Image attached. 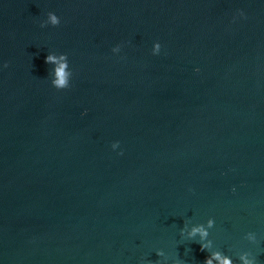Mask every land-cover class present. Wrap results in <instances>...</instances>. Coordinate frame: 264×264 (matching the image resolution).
I'll return each mask as SVG.
<instances>
[{
    "label": "water",
    "instance_id": "obj_1",
    "mask_svg": "<svg viewBox=\"0 0 264 264\" xmlns=\"http://www.w3.org/2000/svg\"><path fill=\"white\" fill-rule=\"evenodd\" d=\"M48 11L60 25L40 27ZM53 50L70 89L50 84ZM5 61L2 264L165 261L157 249L203 264L179 231L209 217L221 250L264 264V0H0Z\"/></svg>",
    "mask_w": 264,
    "mask_h": 264
},
{
    "label": "clouds",
    "instance_id": "obj_2",
    "mask_svg": "<svg viewBox=\"0 0 264 264\" xmlns=\"http://www.w3.org/2000/svg\"><path fill=\"white\" fill-rule=\"evenodd\" d=\"M247 15L244 9H237L233 14L232 20L235 22L237 19H246ZM61 24V17L57 15L55 11H48L46 17L40 21V27L44 28L49 25L55 27ZM131 41L121 42L115 44L111 48V53L118 59H125L123 54V48L126 44H130ZM162 43L159 40H154L151 46V54L153 56H159L162 52ZM45 63L50 65L48 77L50 84L57 90H66L72 87L74 70L70 64L69 55L66 52L48 51L45 56ZM8 66L7 62L0 64V70ZM194 71L199 72L200 68L197 67ZM88 110L84 109L80 114L86 116ZM111 150L117 155H123L124 149L121 147L119 140H114L111 143ZM191 190V189H190ZM233 192L236 188L233 187ZM216 220L214 217H209L206 222L193 223L191 220H185L184 225L180 228L179 235L181 241H194L200 245L201 251H206L208 254L205 257L203 264H260L258 255L251 248L240 250L236 253V259H233L232 255L226 254L221 250L211 238L210 230L215 227ZM261 236L256 231H247L243 234V240L249 242L251 245L258 246L260 244ZM191 249H185L187 254ZM156 255L158 257H165V261L152 262L141 260L140 264H167L168 254L163 249H157ZM171 264H188L179 254L170 257ZM2 264V261H0Z\"/></svg>",
    "mask_w": 264,
    "mask_h": 264
}]
</instances>
